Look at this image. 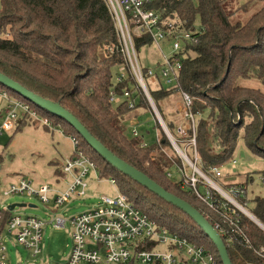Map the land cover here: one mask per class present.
<instances>
[{
  "label": "trees",
  "instance_id": "1",
  "mask_svg": "<svg viewBox=\"0 0 264 264\" xmlns=\"http://www.w3.org/2000/svg\"><path fill=\"white\" fill-rule=\"evenodd\" d=\"M230 1L149 0L145 4L162 21L181 23L187 32L198 30L194 35L197 40L183 44L179 53L181 67L175 86L165 88L157 75L154 77L159 84L157 89L146 83L145 86L173 140L192 161V149L187 146L193 136L190 122L184 121L180 110L169 116L161 106V100L175 93L180 94L181 100L182 94L191 100L189 112L194 118L196 167L207 176L213 168L223 171L233 162L239 138L252 157L264 161V0H248L235 10H231ZM258 4L261 9L245 23L235 19L237 11L246 13L250 6ZM132 39L135 51L152 45L146 35ZM121 50L117 24L107 0H0V74L60 104L119 159L200 211L209 224H220L221 239L231 264H264V231L242 213L235 212L239 217L238 227L254 250H263V257H259L233 235V227L219 212L208 208L184 184L182 170L189 173L190 170L153 116L150 103ZM120 67L123 77L118 71ZM142 74L145 81L147 69ZM0 89L28 104L65 134L73 135L78 148L97 165L100 178L115 180L120 193L137 210L170 233L203 246L214 255L217 264H222L214 244L183 211L107 164L68 123L11 90L2 86ZM125 92L130 94L133 109L122 99ZM112 93L116 96L113 102L110 101ZM146 113L154 117L156 134L150 143L144 141L150 133L146 129L144 133L139 131L138 137L130 132L128 137L126 133L127 124L132 120L139 123ZM27 119L20 118L15 130L26 124ZM181 124L185 137L176 131ZM257 172L264 181V164ZM243 176L240 182L222 185L241 189L243 194L238 203L248 207L250 214L264 226V195L247 199L246 187L253 182V176L250 173ZM2 214L6 220L10 213L3 211Z\"/></svg>",
  "mask_w": 264,
  "mask_h": 264
},
{
  "label": "built area",
  "instance_id": "2",
  "mask_svg": "<svg viewBox=\"0 0 264 264\" xmlns=\"http://www.w3.org/2000/svg\"><path fill=\"white\" fill-rule=\"evenodd\" d=\"M148 2L149 0H107L117 24L122 44L121 51L126 55L138 86L144 94L146 92V98L150 96L140 70L132 37L148 36L151 39V46L162 54V60L156 65V70L147 69V76L154 79L157 75L166 84L175 86L181 67L179 53L183 44L197 40L194 35L198 31L187 32L181 28V23L162 21L158 14L145 8ZM163 43H168V53L163 51L161 47ZM118 71L120 77H123V68L120 67ZM129 97V92H125L122 99L127 100L129 107L133 109L134 103ZM115 99L116 96L112 93L110 101L113 102ZM0 100L5 105L0 112V136L13 132L20 118L23 117L52 128V124L47 119L39 116L28 104L14 99L5 89H0ZM182 100L184 104L180 108V114L184 117V121L190 122L193 131L192 139L187 144L192 149V161L187 156V161L180 156L181 161L189 170L191 169L189 175L187 170H182L184 184L208 208L220 213L223 220L233 227V235L242 239L247 249L263 257V250H254L250 240L238 227L239 217L236 211L239 213L244 211L251 215L242 204L238 203L239 196L243 194L242 190L216 183L222 178V169L213 168L211 174L207 176L196 167L198 159L194 118L189 112L191 100L185 94H182ZM176 131L181 137H185L183 124L178 126ZM130 133L134 137L140 135L135 125ZM68 135L72 144V154L62 164V172L71 177V182L64 192L53 193L48 185L35 187L31 182L22 179L10 184L2 193L3 197L14 195L37 197L44 205L52 203L55 209L67 204L74 196L84 198L87 193L86 178L92 173L96 176V180L100 181V175L97 165L78 148L76 138L71 134ZM232 164H236V161ZM108 180L112 186H115V180ZM261 183L264 184L262 178ZM198 184L201 186L198 187ZM210 190L216 193L218 198L214 197ZM3 211H8L7 207L0 209V264H8L3 234H9L10 242L26 249L31 257H38L41 253L45 223L35 217L11 215V211H8L10 214L5 220ZM50 224L57 229H64L66 225L71 228L70 250L64 262L56 264H217L214 255L203 246L193 244L185 238L170 233L165 227H160L137 210L128 197L120 192L114 197L102 195L99 204L84 213L69 218L54 216ZM215 224L213 227L221 237L223 228L220 224Z\"/></svg>",
  "mask_w": 264,
  "mask_h": 264
},
{
  "label": "rangeland",
  "instance_id": "3",
  "mask_svg": "<svg viewBox=\"0 0 264 264\" xmlns=\"http://www.w3.org/2000/svg\"><path fill=\"white\" fill-rule=\"evenodd\" d=\"M246 1L248 0H231V10L239 8V5ZM261 7L260 4L250 6L246 13L237 11L238 15L235 16V19H240V21L245 23ZM195 27L198 29V23ZM161 47L165 53L169 52L168 43H163ZM136 55L142 70H156V65L162 60V54L154 46L140 48L136 50ZM145 83L152 89L159 87V84L153 78L147 76H145ZM160 83L167 89L174 87L173 84L168 85L163 80ZM161 101L164 113L169 116L176 115V111L183 105V100H181L178 93ZM3 106L5 105L0 100V111L3 110ZM139 122V125L136 122L137 131L148 130L150 133L145 135L144 141L147 143L153 142L156 134L154 132V117L146 113L140 118ZM129 132L127 124L126 133L128 137L131 135ZM70 146V143L61 139L57 132L46 129L39 122L32 120H28L17 131L0 136V209L4 207L8 209L9 206L7 205L25 204L26 206L23 208H14L10 212L11 215L35 217L42 221L51 222L55 214L69 217L95 208L99 204L102 195L116 196L120 192L117 184L112 186L110 181L104 178H100V182H98L91 173L86 178L89 182L86 196L83 199L73 197L69 204L57 208L54 212H51V208L54 207L52 203L44 205L37 197H27L25 195L3 197L2 193L4 190L17 180L25 179L32 182L35 187H38L39 184L53 185L57 171L61 170L63 174L61 163L70 155ZM190 153V150H187V154L190 155ZM233 161H236V164L231 162L224 168L225 172L232 174L231 182H240L244 177L243 175L250 173L253 176V182L246 187V198L251 199L255 195H264L261 177L257 172L262 169L264 161L257 157H252L242 145L241 138L238 140ZM186 172L189 175V171ZM59 176L60 174H57V177ZM216 183L220 184V181L217 180ZM246 208L247 210L249 209L248 207ZM8 211L10 210L8 209ZM44 228L41 253L38 257H31V254L26 249L14 242H10L9 234H3L8 264H56L64 262L70 250L71 228L68 225L64 229L51 228L50 225H45Z\"/></svg>",
  "mask_w": 264,
  "mask_h": 264
},
{
  "label": "water",
  "instance_id": "4",
  "mask_svg": "<svg viewBox=\"0 0 264 264\" xmlns=\"http://www.w3.org/2000/svg\"><path fill=\"white\" fill-rule=\"evenodd\" d=\"M0 86L11 90L13 93L17 94L19 97L21 96L34 106H37L40 109L49 113L50 115H53L58 119H61L64 122L68 123L74 129V131L86 142V144L107 164H110L114 169H116L118 172L128 177L129 179H133L136 183L147 189L152 194H155L161 200L163 199L165 202L169 203L176 209H180L181 211H183L193 221V223L197 224L201 228L208 240H211V242L214 244L221 263L231 264V260L229 258V255H227V250L224 246L223 240L221 239L213 225L208 223V221L200 213V211L190 206L186 201H184L180 197H176L175 195L170 194L163 187L161 188L155 181L145 176L139 170L119 159L116 155L110 152L109 149L104 147L100 141H98L94 136L89 134L84 125H82L77 118H75L68 110L66 111L60 104L52 100L50 101L48 99H44L36 93L34 94L30 92L28 89H25L22 85L14 82L5 74H0ZM147 99L150 102V107L153 116L156 118V121L160 125L162 131L165 133L171 147H173L175 153L178 154L179 157L181 156L185 161H187L188 159L186 155L179 147H177L170 132H168L164 121L162 120V117L159 116L154 102L150 99V97H148ZM25 206V204L10 205L8 209L12 211L16 207L23 208ZM242 213L252 223L257 224L264 231V226L259 223L257 219H255L253 216L249 215L244 211Z\"/></svg>",
  "mask_w": 264,
  "mask_h": 264
},
{
  "label": "crops",
  "instance_id": "5",
  "mask_svg": "<svg viewBox=\"0 0 264 264\" xmlns=\"http://www.w3.org/2000/svg\"><path fill=\"white\" fill-rule=\"evenodd\" d=\"M137 58H138V56H137ZM4 107V106H3ZM182 106H180L179 107V109L178 110H180V108H181ZM2 111V110H1ZM0 111V112H1ZM136 122H138V121H135V120H132V121H130L129 123H128V130H130L131 131V129H132V127H134V125L136 126V128L138 129V126H137V123ZM140 123V122H139ZM139 123H138V125H139ZM44 128H46V129H50L51 131H54V132H57V134H59L60 136H61V139H64V140H66L67 142H69L70 143V150H71V153H70V155L67 157V158H65L64 160H63V162L61 163V165L64 163V161L65 160H67L70 156H71V154H72V144H71V140H70V137H69V135L68 134H65L64 133V131L61 129V128H59V127H54L53 125H52V128H48V127H44ZM144 131V130H143ZM143 131H141L142 133H144ZM139 132V131H138ZM61 168H62V166H61ZM57 174H60V176L59 177H57ZM57 174H56V180H53L54 182H53V185H50V184H39V185H48V186H50V188L52 189V191H54L53 193H61V192H64L67 188H68V186H69V183L71 182V177L68 175V176H66V175H63L62 173H61V170L58 172L57 171ZM222 176H223V178L224 179H226V180H224L223 178H222V180L220 179L219 181H220V184H223V183H225V182H230L231 183V178H233L232 177V174L231 173H229V172H225V170L224 171H222ZM93 177H94V179L96 180V176L93 174ZM57 178H58V180H57ZM88 178V177H87ZM87 180V179H86ZM98 181V180H97ZM98 182H100V181H98ZM16 183V182H15ZM32 183V182H31ZM38 185V186H39ZM89 188V182H88V180H87V189ZM73 198V197H72ZM71 198V199H72ZM74 198H80V197H76V196H74ZM70 199V200H71ZM81 199H83V198H81ZM70 200H69V202L67 203V204H69L70 203ZM51 204V203H50ZM67 204H65V205H67ZM64 205V206H65ZM63 207V206H62ZM56 209L53 207V208H51V212H54ZM77 214H80V213H77ZM76 215V214H75ZM54 216H60V215H54ZM73 216V215H72ZM63 217V216H62ZM67 218H69V217H67ZM53 219V218H52ZM44 223H45V225H50L51 226V228H53L52 227V225L50 224V222L49 221H43ZM55 229H57V228H55Z\"/></svg>",
  "mask_w": 264,
  "mask_h": 264
}]
</instances>
